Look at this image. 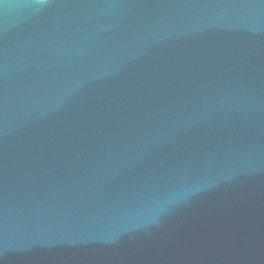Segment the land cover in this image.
Listing matches in <instances>:
<instances>
[{"label": "water", "instance_id": "obj_1", "mask_svg": "<svg viewBox=\"0 0 264 264\" xmlns=\"http://www.w3.org/2000/svg\"><path fill=\"white\" fill-rule=\"evenodd\" d=\"M0 264H264V0H0Z\"/></svg>", "mask_w": 264, "mask_h": 264}]
</instances>
